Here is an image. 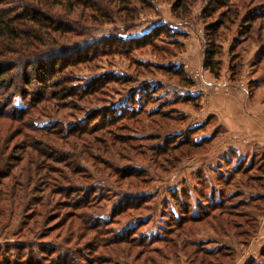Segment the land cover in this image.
<instances>
[{
	"label": "trees",
	"instance_id": "obj_1",
	"mask_svg": "<svg viewBox=\"0 0 264 264\" xmlns=\"http://www.w3.org/2000/svg\"><path fill=\"white\" fill-rule=\"evenodd\" d=\"M165 1L171 3L170 12L179 20L189 15L195 2ZM228 1L205 0L201 12L202 19L216 14L203 25L202 66L214 77L219 76L221 66V47L216 43L219 28L227 20L233 22L235 17V12L228 8ZM155 7L153 0H0V237L11 236L22 242L4 244L7 251L11 248L18 253L4 260L0 258V264H101L100 258L97 261L80 255L76 247L85 244L82 243L85 240L102 246L125 243L129 246L125 253L129 257L133 246L141 247L133 255L134 262L145 253L143 240L134 242V238L124 235V230L110 229L108 224L116 222L120 214L129 211L130 216L131 211L142 206V194L151 178L145 169L135 168L131 163L119 167L110 162V157L131 162L129 154L146 156L155 170L166 173L174 169L183 156L207 145L209 137L200 141L192 139L191 135L203 125L186 127L178 134L157 133L165 120L178 119L172 117V109L164 111L161 105L153 109L145 107L149 97L146 92L144 103L135 104L134 100L141 95L134 99L137 92L134 87L124 91V85L132 81L128 76L106 73L81 81L75 72L82 65L88 68L97 56L127 54L145 45L165 53L168 48L157 43L163 38L175 45L180 33L162 24L133 38L122 39L119 32L104 37L92 34L96 27L116 22L121 24L119 31L126 32L135 25L142 11ZM219 8L223 9L218 12ZM255 20L259 22L254 28ZM240 22L237 40L245 41L255 33L257 49L252 66L264 69V38L261 37L264 9L248 13ZM237 44L238 41L232 43L227 53L230 80L237 79L241 66L239 55L235 54ZM136 64L143 65L140 61ZM172 65L157 64L155 68L164 73L173 72L183 84L191 85ZM110 83L121 87L122 93L113 91L127 101L126 105L116 108L106 101ZM145 84L147 92H154L149 83ZM260 86L258 81L250 79L246 89L248 96ZM15 97H19L21 106L14 104ZM92 103L101 104L87 110L82 119L74 120L68 127L55 120L45 125L34 121L35 116L52 118L63 110L83 112L81 104ZM145 119H149L148 124L155 127L152 129L155 132L143 135L132 132ZM146 140L153 143H141ZM259 153L261 163L255 167L256 173H251L252 163H236L228 178L224 180L219 175L217 181L223 180L225 185L229 179L239 176L247 187L264 190V153ZM104 176L113 177L112 183L103 184L101 177ZM121 182L126 190L114 192L118 199L109 218L104 220L94 214L90 208L105 199L102 192ZM132 188L134 190H130ZM187 191L185 188L168 191L175 212L169 214L167 232L174 230L179 237L178 232L186 224H212L222 234L231 230L242 245L256 233V216L248 210L253 209L255 214L264 211V193L232 202L237 194L224 195L222 189L197 191L193 187L199 200L190 203ZM52 233L59 243L68 247L44 246L43 240ZM29 238L37 243H24ZM159 240L169 242L163 237ZM31 246H35V251L31 252ZM177 246L186 250L185 257L191 264H223L219 258L233 255V250L227 247L212 250L200 242L181 240ZM27 248L26 253H19ZM260 256L264 258V251ZM147 262L151 259L144 256L137 264Z\"/></svg>",
	"mask_w": 264,
	"mask_h": 264
},
{
	"label": "rangeland",
	"instance_id": "obj_2",
	"mask_svg": "<svg viewBox=\"0 0 264 264\" xmlns=\"http://www.w3.org/2000/svg\"><path fill=\"white\" fill-rule=\"evenodd\" d=\"M153 5L154 7L156 6V10L145 9L142 11L135 25L126 32L119 31L121 30V24L116 22L114 24L108 23L100 25L93 30L92 34L94 37H104L109 33L119 32L122 39L134 35V37H139L153 26L162 24L180 33L176 38L173 36L178 41L175 45L166 42L168 38H163L161 42L158 41L157 43L159 45H165L168 48L165 53L160 51L156 52L149 45H145L137 49H132L127 54L115 53L97 56L90 63V66L87 65L88 68L84 65L79 66L75 75L81 78V81L106 73L128 76L132 81L124 85V91L127 92V89L134 87L137 88L134 99H138V94L141 95L138 100H134L135 104L139 105V103H144V93L146 92L149 97H147L148 101L145 107L153 109L157 105H161V109L164 111L172 109V117L178 119V121L165 120V123L158 128L157 133H161L162 135L176 132L178 134V132L184 130L186 127L203 125L191 137L196 141L209 137L210 142L199 151L183 156L176 167L166 173L158 172L157 169L155 170V167L150 164L146 156L133 157L129 154L128 158L131 162L126 160L118 161L115 156L110 157V162L113 164L116 163L119 167L131 163L135 168L139 166L145 169L151 181L145 186V194H142V198H144V202L141 204L142 206L135 211H131L130 216L127 215L129 211L120 214L115 218L117 219L116 222L108 224V228L118 231L124 230V235L134 238V242L143 240L145 253L137 261L141 262L144 256L150 257L151 262H147L146 264H191L185 257L186 250H182L177 246L181 240L188 243L200 242L203 247L212 250L220 247H227L233 250L231 258L222 257L218 259L223 264H264V258L260 256L261 251H264V211L261 214H255L253 209L248 208L250 214L256 216L257 231L246 245L239 244L236 237L230 232L231 230H228L226 234H222L212 224L203 226L199 224H186L178 232L180 234L179 237L176 236L174 230L170 233L165 230L169 227L167 221L170 212H175V207L169 199L168 191L170 190L176 189L178 191L182 188L188 189L187 199L190 203H195L199 200L197 193L193 191V187H196L197 191L200 189V191L217 192L219 189H222L224 195L228 193L237 194L231 200L232 202H236L238 199H248L251 195L264 193V190L257 188V186L247 187L239 176H234L232 179H229L225 185L222 183L223 180L221 182L217 181L219 175H222V179L224 180L228 178L232 167L236 163L241 165L252 163L251 166L253 169L251 173H256L255 167L261 162L259 160L260 151L258 149L255 150V148H249V140L244 137L241 138L239 135L233 136V133H227L226 130H221V126L215 125L214 117L205 116L211 92H203L202 90V82H204L203 72L207 71L202 66L204 51L203 25L213 20L216 14L211 16V18L203 16L202 19L201 12L203 11L205 0H195L189 10V15L180 20L172 16L170 12L171 3L169 1L153 0ZM228 8L235 12V17L233 16V22H229V20L224 22L218 31L216 43L221 47L219 55L221 62L219 76L222 74L225 75L228 72L230 78L228 68L225 69L226 67H222V64L228 59L227 53L229 47L232 43L235 44L238 41L235 54L239 55L241 66L239 75L237 76V79H240L237 86L239 88H245L246 82H244V78H250L258 81L264 89V84L262 85L264 69L262 66H252L255 57L251 51L254 47L257 49L255 33L253 32L245 41L241 39L237 40L236 34L241 29L239 28V24H241L240 19L248 13H253V11L256 13L257 11L263 10L264 0H229ZM222 9L219 8L218 12ZM255 21L254 28L259 20ZM261 37L264 38V24ZM137 61H140L143 65H137ZM157 64H173L172 66L176 70H180L183 73V76L187 79L186 81H190L192 84H183L180 79L174 76L173 72L164 73V71L162 72L156 69L155 65ZM146 82L150 84V87L154 88V92H147L148 90L145 88ZM221 83L212 84L210 89L217 90V92H224L227 84L223 81ZM120 88L118 85L110 83L107 97L105 98L106 101L112 102L116 108L121 105H126L127 102L126 100H122L121 95L113 91L116 90L122 93L119 90ZM218 95L225 96L223 93ZM173 100L174 103L172 102ZM13 101L16 106H21L19 97H15ZM100 104H81L84 108L83 112L63 110L52 118L35 116L34 121L39 125H45L55 120L60 121L65 127H68L74 120L82 119L87 110L92 107H97ZM202 107L203 110L201 109ZM181 117H183L182 120L180 119ZM148 123L149 119H145L144 123L141 126H136V131L132 132L137 133V135L155 132L152 131L155 127ZM141 143L149 144L153 142L146 140ZM229 150H231V153ZM251 158L253 159L252 162H250ZM226 159H228L227 163L225 162ZM101 178L103 184L109 182L111 184L113 180V177L109 176ZM199 181L201 184H199ZM108 188L112 192L111 190H104L102 195L105 199L99 203L97 202L94 207L90 208L94 214H97L104 220L109 218V212L116 199H118L115 197L114 192L118 193L117 190H126V185L124 182H121L117 186L112 184ZM130 190H134V188ZM195 208L194 206L193 209ZM242 209L247 211V208ZM162 237L169 242L160 241L159 239ZM25 241L24 243L32 241L34 245L37 243V240H33V238L26 239ZM15 242L22 243L20 240H16L11 236L0 237V245L2 247H0V258L2 260L18 253L11 248H9V251H7L8 248H3L4 244H13ZM42 243L46 247L58 244L63 248L68 247L59 243V239L55 238L54 233L50 234V237L44 239ZM82 243L85 244H79L76 247L80 251V255L97 261L100 258L103 261L101 264H137V261H133V255L138 250H141V247L133 246L131 248V256L129 257L127 256L128 254H125L129 249V246L125 243L122 245L104 244L103 246L86 240ZM31 247V252L35 251V246ZM26 251H28V248L27 250H21L19 253L24 254ZM25 255L27 256L28 253Z\"/></svg>",
	"mask_w": 264,
	"mask_h": 264
},
{
	"label": "crops",
	"instance_id": "obj_3",
	"mask_svg": "<svg viewBox=\"0 0 264 264\" xmlns=\"http://www.w3.org/2000/svg\"><path fill=\"white\" fill-rule=\"evenodd\" d=\"M255 51L254 47L251 53L254 54ZM223 66L227 69V61L223 62ZM228 75L227 72L225 75L214 77L208 71L203 72L202 90L211 92L205 116L214 117L215 125L221 126V130L233 133V136L239 135L241 138H246L249 140V148L258 149L264 153V89L260 86L251 96H248L246 87L250 78H244L246 87L239 88L237 85L240 79L231 81ZM221 81L225 82L229 89L226 87L224 92L210 89L212 84H218ZM220 93L225 96H219ZM201 109L203 110V107Z\"/></svg>",
	"mask_w": 264,
	"mask_h": 264
}]
</instances>
